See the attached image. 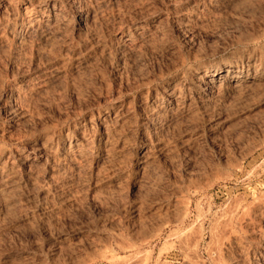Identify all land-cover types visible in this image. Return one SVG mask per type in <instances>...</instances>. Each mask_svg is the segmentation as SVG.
Instances as JSON below:
<instances>
[{
	"label": "rangeland",
	"instance_id": "1",
	"mask_svg": "<svg viewBox=\"0 0 264 264\" xmlns=\"http://www.w3.org/2000/svg\"><path fill=\"white\" fill-rule=\"evenodd\" d=\"M76 1L0 0V264H264V0ZM226 69L257 83L201 75Z\"/></svg>",
	"mask_w": 264,
	"mask_h": 264
},
{
	"label": "bare ground",
	"instance_id": "2",
	"mask_svg": "<svg viewBox=\"0 0 264 264\" xmlns=\"http://www.w3.org/2000/svg\"><path fill=\"white\" fill-rule=\"evenodd\" d=\"M74 1V0H73ZM76 1V0H75ZM83 1L84 0H77L76 2H75V5H74V7L71 5V10L73 9V10H76L77 9V11H79L80 12V9L82 8V4H83ZM55 2V1H54ZM90 2V1H89ZM88 2V3H89ZM105 2V1H104ZM62 4V3H61ZM73 4H74V2H73ZM66 5V4H65ZM69 5V4H68ZM84 5V4H83ZM88 5V4H87ZM61 6H64L63 4L61 5ZM59 7V6H58ZM87 7V6H86ZM51 8V7H50ZM60 8V7H59ZM84 8V7H83ZM89 8V7H88ZM52 10V15H51V19H49L48 20V22H50L49 24H52V26L53 27H56V29H58V31L59 30H61V29H63L62 27H63V25H64V23L62 22V21H59V20H57V15H59V12L56 10V7H55V3H53V7L51 8ZM48 10H50V9H48ZM59 10V9H58ZM85 10V9H84ZM46 11V10H45ZM65 12V11H64ZM68 12V11H67ZM83 12V11H82ZM75 13V12H74ZM85 13V12H84ZM64 14V13H63ZM66 14V13H65ZM64 14V15H65ZM72 14V13H71ZM86 14V13H85ZM46 15H47V13H46ZM64 15H62V17L64 16ZM67 16V15H66ZM66 16H65V18H66ZM68 16H70V15H68ZM81 16V15H80ZM49 17V16H48ZM62 17H60V19H62ZM72 17V16H71ZM38 19L39 17H35V19ZM69 18V17H68ZM72 18H74V17H72ZM89 18V17H88ZM87 18V19H88ZM26 19V18H25ZM45 19H46V16H45ZM78 19V18H77ZM84 19V18H83ZM32 20V19H31ZM71 20H74V19H71ZM33 21V20H32ZM31 21V22H32ZM39 21V20H38ZM47 21V20H46ZM82 21V20H81ZM26 22V21H25ZM30 22V23H31ZM65 22V21H64ZM76 22V21H75ZM83 22V21H82ZM87 22V21H86ZM90 22V21H89ZM21 23V22H20ZM28 24H29V22H27ZM38 23V22H37ZM45 23H47V22H45ZM70 22H68V23H66V25L65 26H68L67 24H69ZM35 24V23H34ZM41 24V23H40ZM40 24H39V26H40ZM42 24H44V22L42 23ZM20 25V24H19ZM23 25H24V23H23ZM36 25V24H35ZM34 25V26H35ZM45 25V24H44ZM43 25V26H44ZM82 25V24H81ZM17 26V25H16ZM38 26V25H37ZM47 26V25H46ZM51 26V27H52ZM85 26H87V25H85ZM21 27V26H20ZM31 27H33V26H31ZM48 27H50V26H48ZM81 27H83V26H81ZM142 27V26H141ZM15 28V27H14ZM18 28V27H17ZM40 28H41V26H40ZM46 28V27H45ZM42 29V28H41ZM40 29V30H41ZM55 28H54V31L56 30ZM80 29V28H79ZM32 30V29H31ZM42 30H44V29H42ZM74 30V29H73ZM77 30V29H76ZM45 31V30H44ZM48 30H46L44 33H46ZM50 31H52L51 29H50ZM80 31V30H79ZM14 32H16V30L14 31ZM41 32V34L43 35V32L42 31H40ZM40 32H38V33H40ZM56 32V31H55ZM62 32H67L66 30L64 31V29H63V31ZM137 32V31H136ZM17 33V32H16ZM50 33V32H49ZM19 34V33H18ZM52 34V33H51ZM56 34V33H55ZM58 34H60V33H58ZM65 34V33H64ZM64 34H61V35H63V37H64ZM136 34V33H135ZM140 34V33H139ZM144 34V33H143ZM142 34V35H143ZM15 35V34H14ZM54 35V34H53ZM52 35V36H53ZM130 35V34H129ZM138 35V34H137ZM145 35V34H144ZM39 36H41V35H39ZM48 36V35H47ZM51 36V35H50ZM127 36H128V34H127ZM134 36V35H133ZM16 37V36H15ZM46 37V36H45ZM44 37V38H45ZM63 37H62V39H63ZM66 37V36H65ZM43 38V37H42ZM52 39H53V37H51ZM57 38V37H56ZM60 38V37H59ZM125 38V37H124ZM129 38V37H128ZM134 38H135V36H134ZM133 38V39H134ZM39 39V38H38ZM52 39H51V41H52ZM55 39V38H54ZM65 39V38H64ZM132 39V38H131ZM152 39V38H151ZM46 40V39H45ZM56 40V39H55ZM60 40V39H59ZM125 40H126V38H125ZM15 41V40H14ZM36 41V40H35ZM43 41V40H42ZM48 41V40H47ZM46 41V42H47ZM50 41V40H49ZM54 41V40H53ZM52 41V42H53ZM16 42V41H15ZM52 42H50V43H52ZM59 42V41H58ZM64 43H65V41H63ZM129 42H131V41H129ZM25 43V42H24ZM41 43H43V42H41ZM41 43H40V45H41ZM48 43V42H47ZM53 43H57V42H53ZM60 43V42H59ZM63 43V44H64ZM9 44H10V42H9ZM14 44H16V43H14ZM44 44V43H43ZM43 44H42V48L43 49H45L44 47L45 46H43ZM62 44V43H61ZM46 45V44H45ZM51 45V44H50ZM54 45V44H53ZM129 45V44H128ZM8 46H11V45H8ZM14 46H16V45H14ZM21 46V45H20ZM34 46V45H33ZM55 46V45H54ZM69 46V45H68ZM67 46V47H68ZM1 47V46H0ZM12 47V46H11ZM24 47V46H23ZM22 47V48H23ZM50 47V46H49ZM57 47V46H56ZM1 48H3V47H1ZM38 49H39V47H38ZM49 48L47 47L45 50H48ZM51 49V48H50ZM65 49V48H64ZM17 50H18V48H17ZM130 50V49H129ZM53 51V50H52ZM59 51V50H58ZM61 51V50H60ZM125 51V50H124ZM54 52H55V50H54ZM3 53V52H2ZM46 53H49V51H47ZM51 53V52H50ZM53 53V52H52ZM131 53V52H130ZM136 53V52H135ZM138 53V52H137ZM18 54V53H17ZM59 54H60V52H59ZM19 56V55H18ZM21 56V55H20ZM49 58V57H48ZM27 59V58H26ZM27 61V60H26ZM19 62V61H18ZM251 62V61H250ZM256 62V61H255ZM254 63V62H253ZM256 64V63H255ZM12 65V64H11ZM254 65V64H253ZM217 66V65H216ZM229 66V65H228ZM210 67V66H209ZM212 67V66H211ZM250 67V66H249ZM253 67H255V66H253ZM259 67V66H258ZM205 68V67H204ZM227 68V67H226ZM234 68V67H233ZM255 68H257V67H255ZM232 69V68H231ZM253 69V68H252ZM214 70V69H213ZM235 70V69H234ZM234 70H230V69H226V70H223V71H221V72H219V71H214V72H207V71H203L204 73L203 74H201V75H204V81L209 85V84H211V85H213V84H217L218 82V80L221 78V75L223 74V72H225V77H227V79H228V85H231L232 87H236V90L237 91H239L237 88V86H239V85H241V86H247V87H252V85H253V83H255V81H253V79L252 78H250L249 76L248 77H245L244 75H242L241 74V72L240 71H234ZM237 70V69H236ZM238 70H239V67H238ZM248 70V69H247ZM211 71V70H210ZM254 71V70H253ZM249 72H250V70H249ZM256 72V71H255ZM48 73V72H47ZM199 73V72H198ZM247 73H248V71H247ZM244 74V73H243ZM59 75V74H58ZM199 75V74H198ZM246 75H248V74H246ZM45 76V75H44ZM46 76H47V74H46ZM191 76V75H190ZM195 76V75H194ZM223 76V77H224ZM252 76H254V73H252ZM257 76V75H256ZM261 76V75H260ZM60 77V76H59ZM193 77V76H192ZM197 77H199V76H197ZM222 77V78H223ZM150 78V77H149ZM177 78H179V77H177ZM187 78V77H186ZM199 78H201V77H199ZM47 79H49V78H46V81H47ZM179 79H181V78H179ZM178 79V80H179ZM183 79H184V77H183ZM194 79V78H193ZM198 79V78H197ZM144 80H146V79H144ZM257 80H258V78H257ZM37 81V80H36ZM170 81H171V79H170ZM174 81V80H173ZM180 81V80H179ZM44 82H45V80H44ZM188 82V81H187ZM219 82H221V81H219ZM225 82V81H224ZM179 83V82H178ZM257 83V82H256ZM255 83V84H256ZM34 84V83H33ZM32 84V85H33ZM36 84V83H35ZM38 84V83H37ZM39 84H40V82H39ZM151 84V83H150ZM180 84V83H179ZM183 84V83H182ZM32 85H30L31 87H33ZM41 85H42V82H41ZM178 84H176V83H170L168 86H166V99H167V102L168 103H170V104H175V105H177L178 103H179V101H180V99H181V91L178 89V86H177ZM188 85V84H187ZM211 85H210V87H211ZM220 85H221V83H220ZM224 85H225V83H224ZM37 86V85H36ZM51 86V85H50ZM182 86V85H181ZM180 86V87H181ZM222 86V85H221ZM165 87V86H164ZM196 87V86H195ZM210 87H208V89L210 88ZM213 87V86H212ZM231 87V88H232ZM247 87H246V89H247ZM18 88V87H17ZM28 88V87H27ZM40 88V87H39ZM217 88H218V86H217ZM10 89V88H9ZM214 89V88H213ZM212 89V90H213ZM224 89H226V88H224ZM245 89V88H244ZM23 90V89H22ZM25 90V89H24ZM28 90V89H27ZM164 90H165V88H164ZM186 90V89H185ZM184 90V91H185ZM188 90V89H187ZM219 90V89H218ZM31 91H32V89H31ZM152 91V90H151ZM191 91H193V90H191ZM190 91V92H191ZM222 91V90H221ZM221 91H219V92H221ZM224 91V90H223ZM233 91V90H232ZM235 91V90H234ZM29 92V91H28ZM40 92V91H39ZM162 92V91H161ZM165 92V91H164ZM186 92V91H185ZM197 92V91H196ZM242 92V91H241ZM251 92H252V90H251ZM16 93V92H15ZM18 93H19V91H18ZM23 93V92H22ZM41 93V92H40ZM40 93H38V94H40ZM44 93V92H43ZM153 93H155V92H153ZM215 93V92H214ZM230 93H231V89H230ZM244 93V92H243ZM17 94V93H16ZM159 94H161V93H159ZM226 94H227V91H226ZM232 94H234V92H232ZM240 95H241V93H239ZM250 94V93H249ZM19 95V94H18ZM21 95V94H20ZM26 95H28V94H26ZM165 95V94H164ZM184 95V94H183ZM244 95V94H243ZM252 95V94H251ZM10 96V95H9ZM36 96V95H35ZM165 97V96H164ZM188 97V96H187ZM215 97V96H214ZM219 97H222V96H219ZM233 97V96H232ZM11 98V97H10ZM185 98V97H184ZM192 98V97H191ZM194 98V97H193ZM208 98V97H207ZM210 98V97H209ZM235 98V97H234ZM12 99V98H11ZM162 99V98H161ZM161 99H158V97H153L152 99H151V105L154 107V111H155V116H160L161 115V113L162 112H164V110L167 108V104H165V102L166 101H164L163 102V100H161ZM200 99V98H199ZM204 99V98H203ZM220 99V98H219ZM222 99V98H221ZM230 99V98H229ZM248 99V98H247ZM150 100V99H149ZM191 100V99H190ZM209 100V99H208ZM239 100H240V98H239ZM27 101V100H26ZM189 101V100H188ZM166 102V103H167ZM183 102V101H182ZM200 102V101H199ZM244 102V101H243ZM227 103V102H226ZM233 103V102H232ZM180 104V103H179ZM182 104V103H181ZM183 104H184V102H183ZM146 105V104H145ZM150 105V104H149ZM186 105V104H185ZM189 105V104H188ZM169 106V105H168ZM181 106V105H180ZM189 106H191V105H189ZM17 107V106H16ZM172 108V107H171ZM176 108V107H175ZM174 108V109H175ZM177 108H179L178 106H177ZM186 109V108H185ZM188 109V108H187ZM190 109H191V107H190ZM147 110V109H146ZM150 110V109H149ZM172 110H173V108H172ZM175 110H178V109H175ZM148 111V110H147ZM180 111V110H179ZM192 111V110H191ZM150 112V111H149ZM175 112V111H174ZM177 113H179L178 111H176ZM183 112V111H182ZM145 113H147V112H145ZM169 113V112H168ZM171 113V112H170ZM177 113H176V115H177ZM193 113V112H192ZM192 113H190L189 112V114H192ZM173 114V113H172ZM182 114V113H181ZM104 115V114H103ZM110 115V114H109ZM119 115V114H118ZM153 115V114H152ZM154 116V115H153ZM175 116V115H174ZM102 117V116H101ZM105 117V116H104ZM103 117V118H104ZM146 117V116H145ZM176 117H178V115L176 116ZM108 118H110V117H108ZM124 118V117H123ZM150 118V117H149ZM156 118V117H155ZM162 118V117H161ZM169 118V117H168ZM171 118V117H170ZM146 119V118H145ZM163 119H165V118H163ZM173 119V118H172ZM152 120H153V118H152ZM155 120V119H154ZM110 121V120H109ZM121 121V120H120ZM159 121H160V119H159ZM164 121H166V120H164ZM103 122V121H102ZM108 121H104V123L105 124H108L107 123ZM151 122V121H150ZM170 122V121H169ZM110 123V122H109ZM160 123H162V122H160ZM118 124V123H117ZM167 124V123H166ZM171 124V123H170ZM103 125V124H102ZM107 126V125H106ZM103 127V126H102ZM105 127V126H104ZM110 127V126H109ZM108 129V128H107ZM106 129V130H107ZM77 130V129H76ZM104 130V129H103ZM102 130V131H103ZM109 130V129H108ZM107 130V131H108ZM112 130H113V128H112ZM110 131V130H109ZM109 131H108V133H109ZM113 132V131H112ZM112 132H110V133H112ZM6 134V133H5ZM63 134V133H62ZM70 134V133H69ZM43 135V134H42ZM60 135V134H59ZM66 135H68V134H66ZM110 135V134H109ZM69 136V135H68ZM53 137V136H52ZM58 138V137H57ZM64 138V137H63ZM50 140V139H49ZM64 140V139H63ZM53 141V140H52ZM77 141V140H76ZM64 142V141H63ZM69 142V141H68ZM72 142H74V141H72ZM71 142V143H72ZM9 143V142H8ZM53 143V142H52ZM51 143V144H52ZM56 143V142H55ZM65 143V142H64ZM63 143V144H64ZM77 142H75V144H76ZM2 144V143H1ZM42 144V143H41ZM45 145L43 146L42 145V147L40 146V149H42L43 151H46V150H44L43 148H45L46 149V146H47V144L46 143H44ZM54 144V143H53ZM66 144V143H65ZM70 144V143H69ZM74 144V143H73ZM74 144V146H73V148L71 149L72 151H74L76 154L77 153H80L81 155H82V153H84L83 152V150L84 149H86L85 147H87V146H84V149L82 150V148L83 147H81V149H80V147H79V145L80 144H77V145H75ZM88 144V143H87ZM72 145V144H71ZM81 145H82V143H81ZM80 145V146H81ZM84 145H85V143H84ZM35 146H37V144L35 145ZM34 146V147H35ZM51 146V145H50ZM50 146H47V148L48 147H50ZM53 146V145H52ZM58 146V145H57ZM89 146V145H88ZM39 147V146H38ZM37 147V148H38ZM60 147H61V145H60ZM63 147V146H62ZM69 147V146H68ZM67 147V148H68ZM55 148V147H54ZM57 148V147H56ZM39 149V150H40ZM69 149H70V147H69ZM69 149H68V151H66L65 149L63 150V152H62V154H60V155H64L65 157L68 155V153H70L69 152ZM87 149H88V147H87ZM55 150V149H54ZM57 150H59V149H57ZM8 151V150H7ZM60 151V150H59ZM62 151V150H61ZM60 151V152H61ZM49 152V151H48ZM53 153L52 154H56V153H54V151H52ZM57 152V151H56ZM87 152H88V150H87ZM90 152V151H89ZM36 153H38V152H36ZM40 153H42V152H40ZM86 153V152H85ZM85 153H84V155H85ZM6 154V151H5V148H3V149H0V158L3 156V155H5ZM39 154V153H38ZM46 154V153H45ZM88 154V153H87ZM86 154V155H87ZM8 155V154H7ZM13 155V154H12ZM28 155V154H27ZM77 155H79V154H77ZM29 156V155H28ZM57 156H59V155H57ZM57 156H55V157H57ZM69 156H70V154H69ZM74 155H72V157H73ZM89 156V155H88ZM8 157V156H7ZM19 157V156H18ZM39 157V156H38ZM54 157V156H53ZM65 157H62V158H60L61 160L63 159V158H65ZM77 157V156H76ZM75 157V158H76ZM9 158V157H8ZM14 158H15V156H14ZM25 158V157H24ZM33 158V157H32ZM59 158V157H58ZM70 158V157H69ZM74 158V159H75ZM78 158V157H77ZM3 159V158H2ZM38 159V158H37ZM37 159H35V160H37ZM48 159V158H47ZM66 160H68L67 158H65ZM7 160V159H6ZM65 160V161H66ZM73 160V159H72ZM5 161V160H4ZM12 161V160H11ZM30 161V160H29ZM70 161V160H69ZM68 161V162H69ZM2 162V161H1ZM38 162V161H37ZM71 162V161H70ZM73 162H75L74 160H73ZM12 163V162H11ZM26 163V162H25ZM28 163V165H29V162H27ZM26 163V164H27ZM48 163H49V161H48ZM63 163V162H62ZM5 164H6V162H5ZM13 164H15V163H13ZM37 164V163H36ZM76 164V163H75ZM4 165V164H3ZM30 165H31V162H30ZM29 165V166H30ZM34 165V164H33ZM55 165V164H54ZM67 165H68V163H67ZM12 166V165H11ZM56 166V165H55ZM27 167V166H26ZM10 169H12V168H9V170ZM6 170H7V168L5 167V166H2V164L0 163V175H4L5 173H6ZM13 170V169H12ZM63 170V169H62ZM32 171H34V169L32 170ZM54 171V170H53ZM38 172V171H37ZM205 172H207V171H205ZM7 174V173H6ZM6 174H5V178H7L6 177ZM25 174H27V173H25ZM33 174V173H32ZM55 174V173H54ZM9 175H11V173L9 174ZM34 176H36V175H34ZM3 177V176H2ZM11 177V176H10ZM28 177V179L30 178L29 176H27ZM54 177V176H53ZM31 178H32V176H31ZM37 178V177H36ZM2 179V178H1ZM4 180V179H3ZM21 180V179H20ZM55 180V179H54ZM57 180V179H56ZM5 181V183H6V180H4ZM8 181V180H7ZM14 180H12V182H13ZM9 182H11V181H9ZM29 181H27V183H28ZM1 183V182H0ZM4 183V184H5ZM196 183V182H195ZM9 184V183H8ZM17 184V183H16ZM20 184V183H19ZM37 184V183H36ZM1 185V184H0ZM18 185V184H17ZM23 185V184H22ZM2 186H4V185H2ZM2 186H0V187H2ZM195 186H197V184L195 185ZM11 188L10 189H13L12 188V186H10ZM16 187V186H15ZM3 188V187H2ZM9 188V187H8ZM18 188H19V186H18ZM18 188L16 187V189H17V191H18ZM192 189V188H191ZM190 189V190H191ZM195 190V189H194ZM6 190H4L3 189V193L5 192ZM16 191V190H15ZM14 191V192H15ZM17 191L15 192L16 193V195H17ZM8 191H6V193H7ZM9 192H10V190H9ZM13 192V191H12ZM2 193V192H1ZM2 193V194H3ZM14 193V194H15ZM8 194V193H7ZM7 194H6V197L5 198H7ZM12 195V193H11V195L12 196H16V195ZM3 195H5V193L3 194ZM9 195V194H8ZM10 195V196H11ZM2 196V195H1ZM11 196V197H12ZM1 198V197H0ZM3 199H4V196L2 197ZM1 198V199H2ZM12 199V198H11ZM6 200V199H5ZM6 201H9V199L8 200H6ZM10 202V201H9ZM9 202H6L7 204L9 203ZM18 202H20V201H18ZM13 203H16V204H19V203H17V201L15 202H13ZM10 204H12V203H10ZM15 204V205H16ZM13 205V204H12ZM11 205V206H12ZM15 205H14V207H15ZM11 206H8V207H11ZM1 208V207H0ZM13 208V207H12ZM3 209V208H2ZM9 209V208H8ZM5 210H7L6 209V206H5ZM4 210V211H5ZM12 210V209H11ZM3 211V210H2ZM9 212H10V210H8ZM0 212H1V210H0ZM187 213V212H186ZM3 215V214H2ZM163 220V219H162ZM175 220V219H174ZM230 221V220H229ZM175 222H177V220L175 221ZM231 222V221H230ZM234 222V221H233ZM240 223H241V220H240ZM145 224V223H144ZM155 225V224H154ZM163 228V227H162ZM139 230V229H138ZM144 231V230H143ZM233 231V230H232ZM123 233V232H122ZM137 233V232H136ZM148 233V232H147ZM150 233V232H149ZM144 234V233H143ZM122 236H123V239H124V237H127L125 234L123 235V234H121ZM134 236H136V234L134 235ZM153 237V236H152ZM136 238V237H135ZM141 238V237H140ZM145 240H146V238L145 237H143ZM151 238V237H150ZM238 238V237H237ZM127 239V238H126ZM153 239V238H152ZM186 239V238H185ZM185 239H183V240H185ZM118 240H119V238H118ZM117 240V241H118ZM125 240V239H124ZM124 240H121L120 239V241H124ZM129 240V239H128ZM127 240V241H128ZM130 240H132V239H130ZM137 240V239H136ZM148 240V239H147ZM134 241V240H133ZM132 241V242H133ZM141 241V240H140ZM186 241V240H185ZM192 241H194V239L192 240ZM203 241V240H202ZM228 241V240H227ZM126 242V241H125ZM146 242V241H145ZM124 243V242H123ZM200 244H201V242H199ZM110 245L109 246H106V248H107V250H108V253H109V255H103L104 257H106V260L108 259L110 262H112L113 264H120V257H119V255L121 254V252L122 251H127V250H129V249H131V248H133L134 247V244L133 243H129V245H128V243H127V246H126V243L125 244H122V243H120L119 241L116 243V245H117V247H116V245L114 246L113 244H112V242L111 243H109ZM193 245V244H192ZM140 246V244L138 245V247ZM194 246H196V245H194ZM198 246H200L199 244H198ZM181 247V246H180ZM194 248V247H193ZM195 248H197V246L195 247ZM190 250V249H189ZM195 250H197L198 251V249H195ZM186 251V250H185ZM188 251V250H187ZM191 252H192V249L190 250ZM134 252H135V250H134ZM96 253H98V252H96ZM96 253H91V254H89V256L88 257H83V258H80V257H78V258H76V259H73V260H71L72 262H69V263H67V264H97V262H98V260H99V257H101V255H99V254H96ZM102 253V252H101ZM141 253V252H140ZM187 253H190V252H187ZM123 254V253H122ZM125 254V253H124ZM128 254H130V253H128ZM133 254V253H132ZM192 254V253H191ZM190 254V255H191ZM193 254H194V252H193ZM199 254V253H198ZM254 254V253H253ZM139 255V254H138ZM121 256H123V257H125L124 255H121ZM127 256H129V255H126V257ZM195 256V255H194ZM194 256H192L191 255V257H194ZM130 257V256H129ZM133 257V256H132ZM132 257H130V258H132ZM135 258V257H134ZM137 258V257H136ZM142 258V257H141ZM196 258V257H195ZM216 258V257H215ZM104 259V258H103ZM125 259V258H124ZM138 260L137 261H139V258H137ZM148 260L144 263V264H149L150 263V261L152 260V259H149V256H148V258H147ZM197 259V258H196ZM199 259V258H198ZM216 259H219L220 260V258H216ZM122 260V259H121ZM218 260V261H219ZM253 260V259H252ZM108 261V262H109ZM129 261V260H128ZM132 261V260H131ZM134 261V260H133ZM187 261V260H186ZM224 261V260H223ZM258 261V260H257ZM126 262V261H125ZM136 262V261H135ZM222 262V261H221ZM250 262V261H249ZM248 262V263H249ZM260 262V260L257 262V263H259ZM99 263V262H98ZM198 263H200L199 261H198ZM256 263V264H257ZM106 264V263H105ZM125 264V263H124ZM127 264V263H126ZM130 264V263H129ZM132 264V263H131ZM133 264H134V262H133ZM221 264V263H220ZM223 264V263H222ZM261 264V263H260Z\"/></svg>",
	"mask_w": 264,
	"mask_h": 264
}]
</instances>
